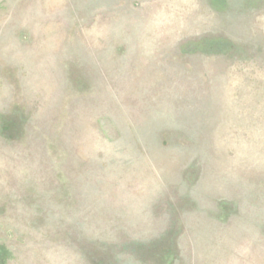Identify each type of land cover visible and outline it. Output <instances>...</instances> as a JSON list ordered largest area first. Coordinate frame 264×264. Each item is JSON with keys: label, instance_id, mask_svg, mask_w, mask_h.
Listing matches in <instances>:
<instances>
[{"label": "rangeland", "instance_id": "1", "mask_svg": "<svg viewBox=\"0 0 264 264\" xmlns=\"http://www.w3.org/2000/svg\"><path fill=\"white\" fill-rule=\"evenodd\" d=\"M0 264H264V0H0Z\"/></svg>", "mask_w": 264, "mask_h": 264}]
</instances>
